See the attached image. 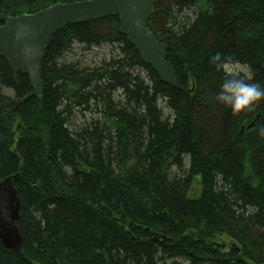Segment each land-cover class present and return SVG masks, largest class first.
<instances>
[{"label": "trees", "instance_id": "trees-1", "mask_svg": "<svg viewBox=\"0 0 264 264\" xmlns=\"http://www.w3.org/2000/svg\"><path fill=\"white\" fill-rule=\"evenodd\" d=\"M69 1L0 0V14ZM120 27L108 16L58 30L43 94L19 108L30 77L0 55V180L17 175L23 237L21 251L0 240V264H264V98L240 113L220 104L232 72L210 59L264 87V0L155 5L148 27L180 89ZM75 47L107 51L91 64L67 58Z\"/></svg>", "mask_w": 264, "mask_h": 264}, {"label": "water", "instance_id": "water-1", "mask_svg": "<svg viewBox=\"0 0 264 264\" xmlns=\"http://www.w3.org/2000/svg\"><path fill=\"white\" fill-rule=\"evenodd\" d=\"M161 0H79L57 2L31 13L0 14V55L10 66L28 74L32 90L17 104L44 92L42 64L53 35L69 24L118 16L120 31L135 46L141 59L157 71L160 78L181 88L174 66L167 58V44L148 27L154 7ZM0 180V240L5 247L21 251L23 237L17 226L20 198L14 178Z\"/></svg>", "mask_w": 264, "mask_h": 264}, {"label": "clouds", "instance_id": "clouds-1", "mask_svg": "<svg viewBox=\"0 0 264 264\" xmlns=\"http://www.w3.org/2000/svg\"><path fill=\"white\" fill-rule=\"evenodd\" d=\"M210 59L217 70L226 71L230 66V62L223 59L220 53H216ZM249 80L240 78L234 72L227 74L215 99L220 104L230 107L234 113L251 110L264 98V87ZM260 133L264 135V127L260 129Z\"/></svg>", "mask_w": 264, "mask_h": 264}, {"label": "rangeland", "instance_id": "rangeland-1", "mask_svg": "<svg viewBox=\"0 0 264 264\" xmlns=\"http://www.w3.org/2000/svg\"><path fill=\"white\" fill-rule=\"evenodd\" d=\"M106 51H107L106 47H99V48L75 47L72 50V52L69 53V57L67 58L80 59L83 62H88V63L91 62V64H93L94 62L99 61L104 55L103 53ZM228 70L234 73H240V72L247 73L246 67L241 64L230 65L228 67ZM167 111L168 110H166V112ZM217 238L218 241L221 242L226 249L234 245L233 240L226 235H220Z\"/></svg>", "mask_w": 264, "mask_h": 264}]
</instances>
